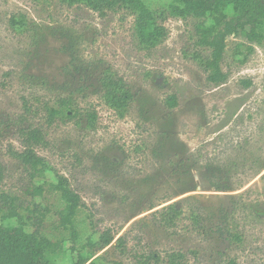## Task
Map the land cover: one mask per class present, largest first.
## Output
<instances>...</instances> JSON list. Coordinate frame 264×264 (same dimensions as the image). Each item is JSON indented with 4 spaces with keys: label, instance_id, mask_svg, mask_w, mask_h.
<instances>
[{
    "label": "rangeland",
    "instance_id": "1",
    "mask_svg": "<svg viewBox=\"0 0 264 264\" xmlns=\"http://www.w3.org/2000/svg\"><path fill=\"white\" fill-rule=\"evenodd\" d=\"M143 1L157 13L175 3ZM242 12L229 5L207 22L223 33ZM161 23L168 36L149 46L122 10L101 15L64 0H0V193L16 198L27 232L39 214L45 235L67 239L58 215L65 202L50 187L56 173L66 176L83 202L77 251L95 264H134L151 251H182L187 264H264V37L251 42L241 27L227 36L222 68L230 79L214 87L198 59L211 55L198 45V21ZM106 66L135 93L124 117L102 99ZM171 94L179 99L174 109L164 103ZM68 96L81 108L78 117L34 120L47 136L37 153L51 169L33 177L9 152L23 148L15 125L23 98L38 107ZM169 205L181 211L170 227L161 221ZM7 214L0 201V224L20 225ZM107 231L115 236L109 246H87ZM64 244L67 255L57 262L71 264L77 252Z\"/></svg>",
    "mask_w": 264,
    "mask_h": 264
},
{
    "label": "trees",
    "instance_id": "2",
    "mask_svg": "<svg viewBox=\"0 0 264 264\" xmlns=\"http://www.w3.org/2000/svg\"><path fill=\"white\" fill-rule=\"evenodd\" d=\"M64 1L70 5H84L101 15L107 11L122 10L128 15L134 16L140 40L149 46L159 44L168 36L166 26L161 23L168 17L194 18L198 21L195 25L198 45L211 50L210 56L205 57L199 54L198 59L207 74V83L214 87L223 86L230 79L229 73L222 68L227 36L232 35L238 27H241L251 42L264 37V32L258 31V27L264 24V0H173L175 3L168 10L159 13L151 10L143 0ZM229 5H234L235 9L243 8V12L234 20L225 22V30L221 33L218 30V25L208 24L207 19L215 9L219 11L222 7ZM99 81L105 104L120 117H124L135 100V93L130 84L110 66L104 68ZM244 83L245 86L251 84L250 81ZM33 99L23 98L24 111L15 122L23 148L18 150L11 145L9 152L35 177L43 175L47 169H51V165L37 153V147L47 144V136L43 124L34 123V120L38 117H45V123L52 125L59 117H68L69 119L78 117L81 108L74 96L60 97L56 106L41 101V105L35 107L31 102ZM164 103L167 108L174 109L179 104L178 96L171 94ZM88 118L93 126L97 115L91 113L88 114ZM3 178L4 167L0 164V182ZM56 179V182L50 183V187L60 193L65 202L64 209L58 215L60 225L69 231V237L54 241L45 235L42 232L43 219L39 218V214L33 217L34 231L27 232L16 205V198L0 193V201L8 209L7 215L20 220L18 226L0 224V264H59L57 260L67 255V248L64 244L66 241L71 244L70 250L73 253L77 252V257L71 264H95L91 262L92 258L89 254L77 251L79 232L75 225V218L83 206L81 196L72 189L66 176L56 173ZM42 191V186L35 188V194H41ZM33 212L40 213L37 208ZM180 215V210L174 205H169L161 212V221L170 227L175 225ZM114 239L115 236L107 231L100 236L98 241L94 242L90 239L87 246L94 250H102L109 246ZM121 245L122 239H119L118 246ZM187 260V254L182 251L167 252L165 256L160 252L151 251L136 255L134 264H187Z\"/></svg>",
    "mask_w": 264,
    "mask_h": 264
}]
</instances>
